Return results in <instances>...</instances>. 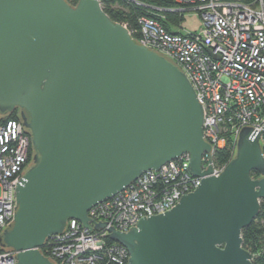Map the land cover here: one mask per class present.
<instances>
[{
    "label": "water",
    "instance_id": "obj_1",
    "mask_svg": "<svg viewBox=\"0 0 264 264\" xmlns=\"http://www.w3.org/2000/svg\"><path fill=\"white\" fill-rule=\"evenodd\" d=\"M15 109L34 149L0 235L16 264H56L41 248L68 221L106 229L88 217L93 207L184 154L187 171L203 178L197 189L128 233L111 226L110 240L128 250V264H252L243 231L264 200V125L242 127L232 160L209 176L202 157L211 163L212 146L191 82L100 0H0V114Z\"/></svg>",
    "mask_w": 264,
    "mask_h": 264
},
{
    "label": "built area",
    "instance_id": "obj_2",
    "mask_svg": "<svg viewBox=\"0 0 264 264\" xmlns=\"http://www.w3.org/2000/svg\"><path fill=\"white\" fill-rule=\"evenodd\" d=\"M66 1L73 7L79 2ZM127 1L145 9L147 15L139 18L138 29L131 31L127 23L120 24L134 40L171 60L196 91L204 109V138L212 146L211 163L208 153L204 154L202 170L211 165L209 176H220L233 158L242 127L261 132L264 125V0H168L165 6ZM190 12L202 20L199 31L175 32L172 25L180 26L181 18ZM162 21L170 27L166 29ZM260 134L264 159V132ZM31 147L30 133L24 132L19 119H0V235L14 221L16 185L32 161ZM220 151L230 153L227 164L217 161ZM189 163L190 155L184 154L158 171L145 172L88 212L96 223L108 222L106 229L90 232L79 221L70 220L68 229L49 238L41 252L56 264H128V250L110 240L107 229L113 226L128 233L141 218L176 207L203 179L187 171ZM16 254L0 248V264H16Z\"/></svg>",
    "mask_w": 264,
    "mask_h": 264
},
{
    "label": "trees",
    "instance_id": "obj_3",
    "mask_svg": "<svg viewBox=\"0 0 264 264\" xmlns=\"http://www.w3.org/2000/svg\"><path fill=\"white\" fill-rule=\"evenodd\" d=\"M141 2L165 6L169 4L168 0H139ZM77 4V1L75 2ZM73 5H76V4ZM103 11L116 23H127L129 30L139 28V18L147 15L146 10L127 0H102ZM172 18L175 19L173 16ZM184 19L181 18V22ZM178 23V22H177ZM180 23V20H179ZM162 25L168 29L170 26L166 21H162ZM135 36V35H133ZM136 38V37H135ZM20 110L14 111L7 119H19ZM34 153L33 146L31 147V156ZM34 156V154H33ZM33 158V157H32ZM231 160V155L228 151H220L217 154V161L221 164H227ZM259 177L257 173L253 177ZM244 248L253 254L254 259L252 264H264V202L262 203L261 211L252 225L243 231Z\"/></svg>",
    "mask_w": 264,
    "mask_h": 264
},
{
    "label": "rangeland",
    "instance_id": "obj_4",
    "mask_svg": "<svg viewBox=\"0 0 264 264\" xmlns=\"http://www.w3.org/2000/svg\"><path fill=\"white\" fill-rule=\"evenodd\" d=\"M202 24L200 16L195 12H190L185 15L184 20L180 23V26L172 25L175 32L186 33L188 31L198 32ZM2 191L0 190V195Z\"/></svg>",
    "mask_w": 264,
    "mask_h": 264
},
{
    "label": "flooded vegetation",
    "instance_id": "obj_5",
    "mask_svg": "<svg viewBox=\"0 0 264 264\" xmlns=\"http://www.w3.org/2000/svg\"><path fill=\"white\" fill-rule=\"evenodd\" d=\"M20 110V109H15V111ZM11 115V113L8 114H0V119L8 118ZM254 178H259L257 175Z\"/></svg>",
    "mask_w": 264,
    "mask_h": 264
}]
</instances>
